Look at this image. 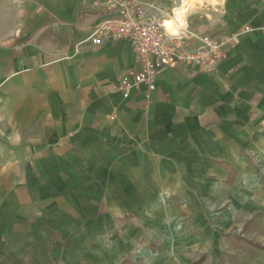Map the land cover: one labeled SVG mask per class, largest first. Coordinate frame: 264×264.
Here are the masks:
<instances>
[{
  "label": "crops",
  "instance_id": "0c3cea01",
  "mask_svg": "<svg viewBox=\"0 0 264 264\" xmlns=\"http://www.w3.org/2000/svg\"><path fill=\"white\" fill-rule=\"evenodd\" d=\"M216 1L187 26L213 38L253 29L216 71H161L155 90L123 99L119 81L138 65L127 40L87 41L101 7L17 0L0 46V264H49L58 246L134 263L122 252L162 254L157 239L173 248L198 225L210 236L204 216L219 199L238 214L264 209V0Z\"/></svg>",
  "mask_w": 264,
  "mask_h": 264
},
{
  "label": "built area",
  "instance_id": "2783aa9c",
  "mask_svg": "<svg viewBox=\"0 0 264 264\" xmlns=\"http://www.w3.org/2000/svg\"><path fill=\"white\" fill-rule=\"evenodd\" d=\"M99 7L108 16L91 27L89 44L127 40L138 65V69L127 70L119 81L117 88L123 99L142 86L146 87V95L155 90L161 71L190 66L205 73L215 72L217 63L226 59L229 49L239 44L243 34L253 30L244 25L228 36L213 38L194 32L185 23L177 32H168L164 20L169 15H159L152 4L143 0H91L92 10ZM105 118L113 121L115 117L109 114ZM235 233L245 237L240 228ZM163 237L170 238L167 234Z\"/></svg>",
  "mask_w": 264,
  "mask_h": 264
},
{
  "label": "rangeland",
  "instance_id": "374dc122",
  "mask_svg": "<svg viewBox=\"0 0 264 264\" xmlns=\"http://www.w3.org/2000/svg\"><path fill=\"white\" fill-rule=\"evenodd\" d=\"M152 4L155 7L156 13L159 15H169L165 20L174 16L175 8L180 7L187 0H143ZM216 0H193V7L188 12L184 13V21L190 19L191 25L195 26L201 21H197L192 17L205 16L207 13H213V7L216 5ZM20 5L17 0H0V46L2 43L15 33L17 21L20 15ZM189 17V18H188ZM259 165V164H258ZM261 172V166H259ZM214 206L207 210L205 213V223L209 230L212 232L210 236L203 235L201 226L198 225L194 228L195 237L189 239H181L176 241L173 248V242L166 241L168 247L163 246V241L159 239L154 242V246L162 248V254L151 253L145 246H141L143 252H130L126 253L128 257H133L136 264H189L191 260H195L200 254H207L206 260L203 264H264V209H259L258 213L255 209L250 210L246 214H238L233 210L232 204L221 205V200L214 202ZM226 212V217L229 218L228 225L222 228V231L215 235V231H220L221 215ZM243 213V212H240ZM246 217V218H245ZM189 219L184 216L181 217V224L177 225V232L183 231L189 226ZM204 226V225H203ZM175 228V227H174ZM240 228L245 234V237L237 235L235 232ZM174 231V229H173ZM161 238V236H159ZM203 237V239H201ZM176 239V238H175ZM175 239L173 241H175ZM197 243V247L192 243ZM251 242V243H250ZM175 243V242H174ZM241 244V245H240ZM254 245H259L256 247ZM148 247V244L146 245ZM191 246V248H189ZM244 247H252L255 251L253 255H247L244 252ZM139 248L136 245V249ZM171 248V250H170ZM91 249V248H89ZM167 249L168 252L165 251ZM176 249V250H175ZM84 253H83V251ZM113 250V249H111ZM114 251V250H113ZM49 264H118V259L107 260L103 257H98L97 254L92 255L91 251L82 248L73 249L72 256L67 255V250L54 248L49 251ZM166 252V253H165ZM163 255L165 259H163Z\"/></svg>",
  "mask_w": 264,
  "mask_h": 264
},
{
  "label": "bare ground",
  "instance_id": "6f19581e",
  "mask_svg": "<svg viewBox=\"0 0 264 264\" xmlns=\"http://www.w3.org/2000/svg\"><path fill=\"white\" fill-rule=\"evenodd\" d=\"M191 7H193V0L184 1V4L182 6L175 8L174 16H172L168 20H164V26L167 28L168 32H177L179 29L184 27L186 23L184 21V25H182L184 20V13H186V10L188 12Z\"/></svg>",
  "mask_w": 264,
  "mask_h": 264
},
{
  "label": "trees",
  "instance_id": "16d2710c",
  "mask_svg": "<svg viewBox=\"0 0 264 264\" xmlns=\"http://www.w3.org/2000/svg\"><path fill=\"white\" fill-rule=\"evenodd\" d=\"M255 172L260 173V178L261 179L263 178L260 170L257 167H255ZM229 176H230L229 181H231V179L233 178V175H231V173H230ZM261 186H262V188H264V182H262ZM43 232H44V237H46V239L52 238L53 234L51 233V231L47 227L44 226ZM254 246H256V245H254ZM256 247H259V245H257ZM206 256H207L206 254L199 255L194 261H192L191 264H203L204 261L206 260ZM121 264H134V263H131L130 260L123 258V260L121 261Z\"/></svg>",
  "mask_w": 264,
  "mask_h": 264
}]
</instances>
